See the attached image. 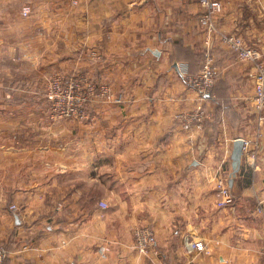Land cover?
<instances>
[{
    "label": "crops",
    "instance_id": "crops-1",
    "mask_svg": "<svg viewBox=\"0 0 264 264\" xmlns=\"http://www.w3.org/2000/svg\"><path fill=\"white\" fill-rule=\"evenodd\" d=\"M220 1L217 29L264 61V0ZM0 11L4 264H263L255 67L199 22L198 0H0ZM206 40L218 74L201 99L177 65L198 72ZM56 72L106 83L111 98L90 101L81 119L51 121L45 87ZM198 105L200 125L174 118ZM217 174L231 205L215 204ZM138 225L155 233L146 252L134 245ZM185 238L208 251H188Z\"/></svg>",
    "mask_w": 264,
    "mask_h": 264
},
{
    "label": "built area",
    "instance_id": "built-area-1",
    "mask_svg": "<svg viewBox=\"0 0 264 264\" xmlns=\"http://www.w3.org/2000/svg\"><path fill=\"white\" fill-rule=\"evenodd\" d=\"M203 7V12L198 20L206 25L210 31L216 32L229 50H231L238 59L250 61L254 64V93L252 97V106L257 116V125L264 123V61L261 59L257 49L245 46L241 40L233 35L223 33L216 27L222 3L220 0H198ZM26 12V11H24ZM1 14V11H0ZM205 52L201 67L198 72L190 73L184 63L177 65L178 72L187 85L195 89L201 99L206 94H211L212 88L217 77V68L214 64V57L210 50L208 40L205 41ZM45 96L49 104V117L56 121L57 118H76L81 119L85 116V106L94 99H110L109 87L106 83L96 82L84 73L58 74L52 73L48 76ZM207 115L206 110L198 105L192 110L176 112L174 118L179 121L181 126L189 128L192 125H200ZM249 141H245L248 143ZM250 143V142H249ZM245 147V146H244ZM255 151L250 153L255 156ZM215 204L217 207H224L233 203V197L224 175L217 174L215 178ZM99 206L105 208V201H99ZM11 208H16L11 205ZM257 212L262 215L264 232V205L259 204ZM134 245L140 252H146L154 246L156 238L151 227L138 225L133 229ZM185 247L188 251L198 250L207 252V244L202 239H184ZM6 257V250L0 242V264ZM262 259L264 264V247L262 250Z\"/></svg>",
    "mask_w": 264,
    "mask_h": 264
},
{
    "label": "water",
    "instance_id": "water-1",
    "mask_svg": "<svg viewBox=\"0 0 264 264\" xmlns=\"http://www.w3.org/2000/svg\"><path fill=\"white\" fill-rule=\"evenodd\" d=\"M208 96V94H206ZM242 148H243V139L238 138L233 141V146L231 150V164L233 170H237L239 167L240 157L242 154Z\"/></svg>",
    "mask_w": 264,
    "mask_h": 264
},
{
    "label": "rangeland",
    "instance_id": "rangeland-1",
    "mask_svg": "<svg viewBox=\"0 0 264 264\" xmlns=\"http://www.w3.org/2000/svg\"><path fill=\"white\" fill-rule=\"evenodd\" d=\"M203 59V58H202ZM201 63H202V61H201ZM56 73H58V74H61L60 72H56ZM63 74V73H62ZM47 84V83H46ZM45 89H46V87H45ZM88 104V103H87ZM87 104H86V106H87ZM86 106H85V110H86ZM48 109H49V104H48ZM86 112V111H85ZM48 117H49V110H48ZM49 119H50V117H49ZM66 119H76V118H66ZM51 121H54V120H52V119H50ZM63 120H65L64 118H57V120L56 121H54V122H61V121H63ZM107 204V203H106ZM11 205H14V204H11ZM10 205V206H11ZM16 207V206H15ZM107 207V206H106ZM57 208H60L59 207V205H58V207Z\"/></svg>",
    "mask_w": 264,
    "mask_h": 264
},
{
    "label": "trees",
    "instance_id": "trees-1",
    "mask_svg": "<svg viewBox=\"0 0 264 264\" xmlns=\"http://www.w3.org/2000/svg\"><path fill=\"white\" fill-rule=\"evenodd\" d=\"M203 56H204V53H203ZM203 58V57H202ZM201 67V66H200ZM188 71H189V69H188ZM218 74V73H217ZM216 79H217V77H216ZM216 82V81H215ZM214 85H215V83H214ZM5 261H6V258L4 259V261H3V264L5 263Z\"/></svg>",
    "mask_w": 264,
    "mask_h": 264
}]
</instances>
